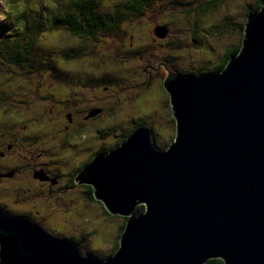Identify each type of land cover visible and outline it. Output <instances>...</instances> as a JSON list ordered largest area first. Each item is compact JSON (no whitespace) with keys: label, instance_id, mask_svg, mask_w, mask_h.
<instances>
[{"label":"water","instance_id":"water-1","mask_svg":"<svg viewBox=\"0 0 264 264\" xmlns=\"http://www.w3.org/2000/svg\"><path fill=\"white\" fill-rule=\"evenodd\" d=\"M162 85L176 123L169 147L156 149L153 130L139 125L75 177L109 214L127 218L117 252L91 259L0 212V264H264V1L222 72L169 73Z\"/></svg>","mask_w":264,"mask_h":264},{"label":"rangeland","instance_id":"rangeland-1","mask_svg":"<svg viewBox=\"0 0 264 264\" xmlns=\"http://www.w3.org/2000/svg\"><path fill=\"white\" fill-rule=\"evenodd\" d=\"M50 1L45 0V2ZM256 1L224 0L203 16L199 15L197 11L185 14L186 8L197 6L199 0H174L168 3L161 1L147 8L145 15L137 18L136 24L128 25L134 21L125 20L116 33L110 34L111 36L98 35L87 42L72 38L66 40L69 36L66 28L65 30L61 27L54 28L52 25L40 26L38 27L40 33L37 34L33 49L28 55L29 65L19 66L14 61L11 64H6L9 57L5 54V48L0 44V96L6 95V92L14 88V93L25 95V100L29 98L28 95L32 94L35 105H39L42 102V97L45 96L44 106L47 104L50 108L56 106L54 111L60 109L65 103L74 104L81 110L105 107L107 112L87 125L90 127L87 132L95 130V145L101 144L107 136L109 138L104 141L105 144L113 145L115 141L113 137H120L121 131L129 126L132 127L131 123L135 125L139 122L138 125H148L153 130L154 146L156 149L164 151L172 143L176 125L171 118L172 109L160 81L162 82L169 75V70L186 72L191 67L200 69L214 65L211 60L216 53H220L223 48L235 45L239 41L242 34L239 26L245 23L246 14L249 9L255 6ZM24 2L25 0H3V4L0 2V16L2 13H6L8 7L12 6L13 9H16L15 4ZM99 2L102 4V9L106 11L122 12V0H100ZM33 5L27 4V7L31 8ZM200 16L203 20L200 22L202 28L195 31L192 22L194 23L193 20ZM226 21L231 22L233 28L227 33H222L221 39H215L212 35L213 32L210 33L209 27ZM0 23H2L1 17ZM162 25H164L166 35L158 37L156 31ZM144 32L147 33L146 35L150 33L149 37L143 36ZM151 35L156 39H150ZM200 41L203 42L200 43ZM202 45L205 47L203 48ZM206 47L212 48L211 52L203 53L208 51ZM202 48L203 52H201ZM76 50H78L79 61L64 58L63 54L67 51L74 53ZM200 61H206V63L199 64ZM149 65H154L155 70L151 69ZM156 69L158 70L156 71ZM35 80L42 86L49 82L48 90H50L51 101L47 98L46 93L39 94L30 87L28 83ZM15 97L17 96H9L11 101L9 106H6V103L0 104V137L6 131L16 137L18 134L35 136L38 141L32 145L31 149L38 153L39 149L45 148L44 160L49 163L55 161V158L60 156L61 148L65 146V142L61 143L57 140L55 143L51 140L55 136V132L46 119L39 125L32 122L31 124H19L23 117V114L19 113L20 110L8 113L9 107L18 110L17 107L23 105L14 101ZM58 98H63L64 102H58ZM26 104L28 103L26 102ZM30 106L23 107L27 112H31L28 120L33 118ZM3 112L7 115L4 116ZM5 122L18 123L10 127L4 126V129L2 125ZM91 128L93 129L91 130ZM107 131L111 134H108ZM10 141L12 138L5 135L0 140V150H4L5 146L2 145H6ZM43 142L51 144L52 147L41 145ZM14 144L16 145V143ZM14 144L11 147L10 158L25 157L26 150L31 144L26 142L24 145L19 142L17 147ZM81 159L78 158V161ZM24 176L18 181L6 182L0 186V196L7 191L11 193H5V201L12 199L14 193L19 194L21 186H24V189L27 186L32 188L29 186L32 181L27 179V174ZM35 193H39V191L34 189L32 194ZM32 194L28 191L22 195L30 197ZM39 199L40 195L35 199L29 198L27 201L38 202ZM70 199L69 196H65V199L62 200L54 195L49 197V201L46 202L42 198V204L46 202L48 206L49 217L53 214L51 216L52 226L46 227H57L62 221L63 225H67L68 222L73 225L76 221L75 225L78 227L88 225L92 228V233L85 236L87 244H84L83 241V245L79 246L83 255L87 256V252L90 250L91 252L96 251L100 256H110L115 246L114 243L116 244L125 229L122 228L125 225L124 216L105 214L98 204L89 208L83 206L85 204L82 201L78 206L69 202ZM61 207L76 211L77 217L69 219L65 210L60 209ZM45 212L46 210L40 214L41 218L40 216L36 217L40 224ZM134 213L133 211L131 216H135ZM61 232L69 237L76 234L73 226L71 229L66 228Z\"/></svg>","mask_w":264,"mask_h":264},{"label":"trees","instance_id":"trees-1","mask_svg":"<svg viewBox=\"0 0 264 264\" xmlns=\"http://www.w3.org/2000/svg\"><path fill=\"white\" fill-rule=\"evenodd\" d=\"M99 1L100 0H51L50 2H45V0H25L24 3L15 4L16 9H13L12 6L8 7L6 13H2V15L0 16L2 20V23H0V44H2V46L5 48V54L9 57L7 58L8 61H6V64H11L14 61L19 66H25L26 64L29 65L28 55L33 49V45L34 42L36 41L37 34L40 33V31L38 30V27L40 26L52 25V27L54 28H58V27L64 29L66 28L68 32L67 34L69 35L66 38V40L72 38L87 42V40L94 39L98 35L101 36L105 34L107 36H111L110 34L112 32L116 33L119 26L125 20L134 21L133 23H128V25L136 24L137 18L143 17L146 13L147 8H149L155 3L161 1L168 3V2H173L174 0H122L121 3L122 12L106 11L105 9H102L103 8L101 7L102 4H100ZM105 1H109V0H105ZM199 1L200 2L197 6L190 9L186 8L187 11L185 12V14L186 13L189 14L197 11L199 12V15L203 16V14H205L207 11H211L216 6V4H219L224 0H199ZM263 1L264 0H257L255 6L248 10L244 20L245 23L239 26V29L242 33L241 37L239 38V41L235 45L233 44L223 48L220 53H216L215 56L213 57V60H211V62H213L214 65L200 69H198V67L197 69L196 68L193 69L191 67L186 72H183L181 70H172V71L169 70V71H171V73L174 74L190 76V77H205L207 75L218 74L222 72L225 69L228 62L232 58L239 55L242 49L246 21L251 14L257 13L261 10ZM0 2L3 4V0H1ZM27 4H34V5L31 8H28ZM17 9H19V11H17ZM202 16L195 18L193 20L194 23L192 22L193 29L195 31H197L199 28H202L200 23L203 22ZM232 28H233L232 23L226 21L211 25L209 27V30L210 33L213 32L212 35L215 39H221L223 35L222 33H227ZM146 34L147 33L144 32L143 36L149 37L150 33H148V35ZM151 38L153 40L156 39V37L153 35L150 36V39ZM202 42L203 41H200V43ZM202 47L204 48L205 46L202 45ZM203 48L201 52H203ZM206 49L208 51L203 52L205 54L211 52L212 50V48L209 49L208 47H206ZM68 52L69 51L63 54L65 59L68 58V60H72V61H74L75 59L78 60L77 57L78 50H76L74 53H72V51L69 53ZM200 63H206V61H200L199 64ZM162 82L160 81L161 85ZM28 84H30V87L35 92H38L39 94L46 93L47 98L49 99V101H51L49 97V95H51L49 94L50 90H48L50 86L49 82L44 84L43 86L41 85V83H38L36 80L30 81ZM166 94H167V100H169V95L167 92ZM9 96H17L14 98V101L19 102L20 105L23 104L22 106L17 107L18 110H16V108L13 107H9L8 109L9 111L8 113H11L12 111L15 112L20 110L19 113L23 114V117L21 118V121H19V124L22 123L31 124V122L34 124L42 121L45 117V110H47L50 107L48 104L44 106L43 101H46L44 99L45 96L42 97V102L39 105H35L32 94L31 96L28 95L29 98L25 100V95L21 96V94L18 95L14 93V88L11 91L6 92V95L3 94L2 97L0 96V104L6 103L5 105L9 106L11 103V101L9 100ZM58 99H63V98H58ZM26 102L28 104H26ZM25 105H31L30 107L33 113V118H30V120L28 119L29 116L31 115V112L30 111L27 112V110L23 109ZM2 110L4 111V107L2 108ZM3 114L4 116L7 115V113L4 112ZM171 118L174 124L176 125L173 116ZM17 123L18 122L15 123L11 122L10 125L13 126ZM138 123L139 122H137L135 125L133 123L132 127L129 126L131 129L127 127L124 130L123 133L125 134L122 137H120V139L118 140L119 142V143L117 142L118 145H120V143H122L123 140L126 139L127 136L135 128L139 126ZM4 126L5 125H2V127L5 129ZM5 135L11 138V133H8L6 131V133L4 132V134L0 137V140H2V138L5 137ZM93 197L95 198V196ZM100 204H102L101 201ZM144 211H145V207L144 205L141 204L135 208L134 214L140 215ZM126 223L127 222H125L123 228H125ZM118 248H119V242L116 244V246H114L113 249L114 254L117 252ZM92 253L99 257L96 251ZM102 258L105 259L106 257H102ZM203 264H225V263L221 258H211L205 261Z\"/></svg>","mask_w":264,"mask_h":264},{"label":"flooded vegetation","instance_id":"flooded-vegetation-1","mask_svg":"<svg viewBox=\"0 0 264 264\" xmlns=\"http://www.w3.org/2000/svg\"><path fill=\"white\" fill-rule=\"evenodd\" d=\"M153 66L154 65H149L151 69H154ZM158 69H156V71ZM105 90H107V88H105ZM57 100L58 102H64L62 101L63 99ZM55 108L56 106H53L52 108L49 107L47 110H45V117L43 119L49 121L55 132V136L51 140L55 143L57 140H59L61 143L63 141L65 142V146L61 148L60 156L55 158V161L49 163L48 161L44 160V157L46 155L45 148L39 149L38 153H35L31 149L32 145L38 141L35 139V136L18 134L17 137L11 136L12 141L10 142L12 143L8 142L6 143V145H2L5 146V148L4 150H0V161H2L0 164V186H2L6 182H12L16 180L18 181L25 174H27V179L29 181H32V183H29V186H31L32 188L27 186L24 189V186H21L18 191L19 194L14 193L13 198L6 201L4 199L5 193H11L9 191L2 193L0 196V212L10 218H23L32 224L40 226L41 228L57 237L74 242L79 247L81 244L83 245V241L84 244H87L88 241L86 237L92 233V228L88 225L78 227L77 225H75L77 221L73 225L70 222H68L67 225H63L62 221L57 227L47 228L46 226L49 227L52 226L51 224H53V221L51 220V216L53 214L49 217V209L46 205V202L49 201V197H53L54 195H57L62 200L65 199V196H69V198H71L69 202H72L73 204L78 206H80V202L83 201V204H85L83 206H87L89 208L95 206L98 201L97 204L101 206L104 213L109 214L105 210L104 206L100 204V201L96 200L93 197L95 196L93 185L88 183L77 184L75 182V177L90 165L95 156L100 154H108L112 150L118 148V140L125 133H123L124 131H121L120 137H113V140L115 141L111 146L106 145L104 142L107 138H109V136H107L106 139L101 142V144L95 145V130L91 128V130H93L87 132L90 128L87 127V125L94 119L97 120L102 115H104L107 112V108L93 107L88 108V110H81L74 104L68 103H65L60 109L58 108L54 111ZM95 111H97L98 113L94 116H90L91 113ZM42 121L34 124L39 125ZM4 125L5 127L11 126L10 123H5ZM92 133L93 135L91 136ZM107 133L111 134L109 131H107ZM19 142H22L24 145H26V142H29L31 144L30 147L26 150V156L15 159L10 158L12 144L16 143V145H14L17 147V145H19ZM41 145H48L52 147L51 144H48L46 142L41 143ZM78 158H82L81 161H78ZM4 160L8 162H5ZM34 189H37L39 193L32 194L34 192ZM28 191L30 192V194H32V196L25 197L22 195L24 192ZM39 195L40 199L38 202H28L29 198L35 199ZM42 198L46 200L44 204H42ZM60 209L64 208L61 207ZM44 210H46V212L44 213L42 217L43 220L40 224L39 222H37L36 217L40 216V214ZM64 210L69 219L70 217H77L78 215L76 211H72L71 209L66 208ZM44 218H46L45 222ZM123 218L124 221L127 222L126 218ZM72 226L76 230L75 236L69 237L61 232V230L66 228L71 229ZM120 238L121 237L118 238L116 244L119 242ZM116 244L114 243L115 246ZM89 252L91 251L89 250L87 252V256L91 254ZM113 254L114 253L112 251L111 255Z\"/></svg>","mask_w":264,"mask_h":264},{"label":"clouds","instance_id":"clouds-1","mask_svg":"<svg viewBox=\"0 0 264 264\" xmlns=\"http://www.w3.org/2000/svg\"><path fill=\"white\" fill-rule=\"evenodd\" d=\"M74 243V242H73ZM77 245V244H76ZM78 246V245H77ZM80 249V248H79ZM80 251H81V249H80ZM82 252V251H81ZM83 254V253H82ZM99 255V254H98ZM113 255H111V256H107L105 259H103L102 257H104V256H100L99 255V257L98 256H96V255H94L92 252H91V254L89 255V256H87V257H89V258H91V259H95V260H99V261H106V260H108L110 257H112Z\"/></svg>","mask_w":264,"mask_h":264}]
</instances>
